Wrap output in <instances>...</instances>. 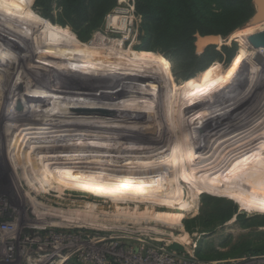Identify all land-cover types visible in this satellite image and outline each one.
Here are the masks:
<instances>
[{
    "label": "rangeland",
    "instance_id": "374dc122",
    "mask_svg": "<svg viewBox=\"0 0 264 264\" xmlns=\"http://www.w3.org/2000/svg\"><path fill=\"white\" fill-rule=\"evenodd\" d=\"M27 2L0 0V26L21 39L0 30V237L11 228L0 242V264H264V212H247L233 198L199 187L198 171L192 176L188 163L177 186L169 187L178 188L180 196L169 201L166 192L157 191L176 177L163 150L181 138L190 121L200 123L201 115L209 118L192 136L209 159L199 182L244 186L239 179L249 181L244 172L251 173L256 165L251 162L264 155V56L258 52L264 48V21L252 24L256 1L220 0L221 7L212 10L215 31L195 33L190 48L184 43L173 49H162L156 35L146 31L149 20L143 18L141 0H114L107 10L105 0H97L87 12L68 10V0ZM86 14L89 18L82 17ZM111 17L117 22H109ZM206 36L217 37L216 44L199 45L198 38ZM208 68L201 89L179 87L188 80L199 83ZM40 94L38 105L26 107ZM165 103L173 104L166 108ZM251 119L258 128L233 134ZM41 127L39 137H32L30 132ZM18 133L30 140L33 148L25 151L33 153L10 162L5 151L19 143ZM233 135L237 138L231 141ZM221 141L224 149L231 141L230 158L221 154ZM214 154L224 161L217 163ZM40 168L49 171L45 177L21 174ZM36 179L43 181L39 187ZM135 195L137 201L120 200ZM176 203L180 211L173 210ZM134 210L165 214L170 223L127 218Z\"/></svg>",
    "mask_w": 264,
    "mask_h": 264
},
{
    "label": "bare ground",
    "instance_id": "6f19581e",
    "mask_svg": "<svg viewBox=\"0 0 264 264\" xmlns=\"http://www.w3.org/2000/svg\"><path fill=\"white\" fill-rule=\"evenodd\" d=\"M256 1V3H255V14H254V16H253V20H252V24L253 23H257V22H259V23H261L260 21H264V3H258V0H255ZM262 11H263V13H262ZM109 18V17H108ZM116 19L115 18H113V17H111L110 19H109V22H114ZM115 22H117V21H115ZM262 25V24H261ZM2 26V25H1ZM0 26V30L1 31H3V32H6V33H9L11 36H12V39L13 40H21V39H17V38H15V34L14 33H12L11 31H9L8 29H6L5 27H1ZM259 30V29H258ZM100 37V39L102 38L101 36H99ZM15 38V39H14ZM103 39V38H102ZM11 44H12V42L11 41H9ZM30 46H25L24 48H26V50L29 48ZM2 50H3V48L2 47H0ZM118 48V47H117ZM119 49V48H118ZM12 50V49H11ZM27 52V51H26ZM117 52H119V51H117ZM258 52H260L263 56H264V48H260V49H258ZM118 55V54H117ZM116 57V56H115ZM27 59L28 58H22V59H19L20 60V62H22V64H24L25 63V61H27ZM22 60H24V62L22 61ZM29 62V61H28ZM28 62H26L27 64H28ZM48 76V75H47ZM255 82H256V80H255ZM254 84V83H253ZM256 84V83H255ZM264 84V83H263ZM256 85H258V84H256ZM51 86V85H50ZM65 87V86H64ZM32 88V87H31ZM253 89H255V88H253ZM257 89V88H256ZM156 90L157 89H155L154 91L156 92ZM261 90V89H260ZM62 91V90H61ZM158 91V90H157ZM161 91V90H160ZM253 91V90H252ZM252 91L250 92V94L252 93ZM161 93H163V92H161ZM261 94V93H260ZM259 94V95H260ZM251 96V95H250ZM167 98V102L168 101H172V99H170V96H168V97H166ZM262 98V97H261ZM41 99H42V95L40 94V95H36L32 100H30V101H27V106L26 107H32V106H36V105H38L39 104V102L41 101ZM258 99V98H257ZM258 102V101H257ZM260 102V101H259ZM173 104V103H172ZM172 104H170V105H172ZM164 105V104H163ZM170 105H167L166 103H165V106L164 107H166V108H169V106ZM20 107H21V102L18 104V106H17V108H16V110H18V109H20ZM209 107V106H208ZM208 107H207V109H208ZM237 107V106H236ZM165 108V109H166ZM210 108V107H209ZM210 109H212V108H210ZM209 109V110H210ZM205 110V109H204ZM9 111H13V108L11 109V110H9ZM6 113V112H5ZM168 113V112H167ZM68 114V113H67ZM199 114V112H197L196 113V115L194 116V117H196V118H198V120L200 119V116L198 115ZM230 114V113H229ZM169 115V114H168ZM204 119H205V116L204 115H201ZM207 116H209V115H207ZM206 116V117H207ZM226 116H228V115H226ZM237 116V115H236ZM6 117H7V114H6ZM190 117V116H189ZM189 117H185L184 116V119H188ZM216 117V116H215ZM233 116H231V118H232ZM252 117H254V116H252ZM69 118H71V117H69ZM202 118V119H203ZM208 118L209 117H207V119H205V121H207L208 120ZM214 118V117H213ZM219 118V117H218ZM109 119V118H108ZM170 119V118H169ZM201 119V120H202ZM216 119H217V117L214 119V121L216 122ZM2 120H3V117H2ZM1 120V121H2ZM201 120H200V123H201ZM210 120V119H209ZM218 120V119H217ZM229 120H231V119H229ZM239 120V119H238ZM67 121L68 120H66V122L65 123H67ZM211 121V120H210ZM209 121V122H210ZM214 121H211V123H214ZM222 121H223V119H222ZM251 121H253L252 123H255L254 125L251 123L250 124V120H248V121H243V125H241V127H236L235 128V130H233V131H235V133H233V134H235V136H240L239 134H244L247 130H245L247 127L248 128H250V127H252V128H255V127H257L258 126V124H257V121L256 120H253V119H251ZM4 122V121H3ZM55 122V121H54ZM204 121L202 120V123H203ZM236 122H239V121H235L234 122V124H236ZM259 122V121H258ZM48 123H50V122H48ZM53 123V122H52ZM64 123V124H65ZM70 123H71V121H70ZM70 123H68V124H70ZM82 123V122H81ZM192 123H193V125H192ZM191 123V121H190V123L186 126V128H188V129H185V130H187V131H185L184 132V134L183 135H181L180 137V139H177V141H175V143L173 144V145H171V147L169 146V147H167V148H165V150H163V153L162 154H165L166 156H165V158L167 159H165V161H167V165L169 166V167H173V169L175 170L174 172H175V180H173V179H171V180H168L167 182H169V184H167L166 183V185H160V187L161 188H157L158 190V192H159V194L160 193H162L163 194V192H166L167 194V196H164L165 198L167 197V199H169V201H170V199H173L174 197H178V196H180V193H179V191H178V188L177 189H174V188H171L172 190H169V187L170 186H174V185H176V183L178 182V181H180V178H181V174H182V167H183V164H186V163H188V165H189V167H190V171H192L191 172V175L193 176V174L195 173L194 171H198V173H197V178H196V180H195V184H197V185H200L199 187H207L208 189H210V191L212 190V191H218L219 193L221 192V193H223V194H225V195H227V196H229L230 198H233L234 199V201H236L238 204H239V207L241 208V209H243V210H246L247 212L248 211H251L252 209H254V211H256V212H264V155L263 156H261V154H260V156H259V158H257L256 160H257V162H256V160L254 159L251 163L252 164H256L253 168H252V170H251V165H250V168L249 167H247V166H249V165H247L246 166V168H248L249 170H251V173H250V171H249V173H246V172H244V171H242V172H244L245 174H248L249 175V177L247 178L249 181H246V180H244V176L243 175H245V174H243L242 176L244 177L243 179H239V180H242L243 181V185L244 186H242V188H244V187H246L247 188V190H241L239 187H241V186H237V185H235V184H237L236 182H235V184H234V182H233V180H232V182H233V184H230L229 182V184H225V186H223V187H220V186H218V184L220 183L219 181H218V179H217V181H214L215 179H213L212 180V182H205V183H202V182H199V180H200V177L202 176V177H204L203 176V174L202 173H204V172H202V168H203V166L204 165H206V163L208 162V157H206V152L204 153L203 152V154H202V148L204 149V147L202 146L203 145V143H201V142H199V140H197V142H196V139H194L193 138V136H192V134L194 133V132H196L197 130H198V128H200L201 126V124L199 123V122H192ZM206 122H204V124H205ZM61 124V123H60ZM74 124V123H73ZM229 124V123H228ZM238 124V123H237ZM48 125V124H47ZM62 125H63V123H62ZM170 125V124H169ZM203 125V124H202ZM211 125V124H210ZM216 125V124H215ZM227 125V124H226ZM66 126H67V124H66ZM126 126V125H125ZM124 126V127H125ZM130 126V125H129ZM206 126V125H205ZM209 126V125H208ZM229 126H231V123L229 124ZM228 126V127H229ZM234 126V125H233ZM237 126H239V125H237ZM45 127V126H44ZM60 127H61V125H60ZM120 127V126H119ZM211 127H212V125H211ZM227 127V128H228ZM39 128V127H38ZM47 128V127H46ZM45 128V129H46ZM49 128H50V124H49ZM52 128H56V127H52ZM57 128H59V127H57ZM62 128H68V127H64V125L62 126ZM210 128V127H209ZM258 128V127H257ZM44 129V128H43ZM75 130H76V128H74ZM119 129V128H118ZM214 129V128H213ZM215 129H218V128H215ZM214 129V130H215ZM225 129V128H224ZM232 129H233V127H232ZM264 129V128H263ZM24 131H26V129H23ZM29 130V129H28ZM35 130V129H34ZM51 130V129H50ZM50 130H46V132L47 131H50ZM56 130H58V129H56ZM63 130V129H62ZM70 130V129H69ZM90 130V129H89ZM203 130V129H202ZM207 130H208V128H207ZM212 130V129H211ZM211 130H209V132L211 133ZM220 130V129H219ZM226 130V129H225ZM230 130H231V128H230ZM237 130V131H236ZM255 130V129H254ZM38 131H42V127H41V129H37V131L35 130L33 133L32 132H30V134H31V136L33 135L34 137L35 136H37L38 134H40V133H38ZM52 131V130H51ZM60 131V130H59ZM76 131H78V130H76ZM206 131V130H205ZM253 131V130H252ZM262 131H264V130H262ZM26 132H29V131H26ZM53 132V131H52ZM54 132H56V131H54ZM209 132H207V133H209ZM215 132V131H214ZM226 132H227V130H226ZM230 132V131H229ZM261 132V131H260ZM201 133V135H202V137L201 138H203V137H205V136H203V134H202V132H200ZM204 133V132H203ZM207 133H205V134H207ZM218 133V132H217ZM216 133V134H217ZM220 133V132H219ZM218 133V134H219ZM250 133H251V131H250ZM256 133H257V131H256ZM46 134V133H45ZM217 134V135H218ZM252 134H253V132H252ZM213 135H215V134H213ZM220 135H223L222 133L220 134ZM17 136V138L19 139V143L18 144H14V143H12L11 144V146L12 147H10V149L12 150V152H9V148H7L6 149V151H5V154H6V159H8V160H10V162H14V161H16V160H18V159H20V158H22L23 156H26V154H28V156L29 157H31L30 156V154L31 153H33L32 151L30 152V154L27 152V151H25V149H27V150H32L31 148H33V145H31V143H29L30 142V140H28L27 139V137H25L24 135H22L21 133L19 134L18 133V135H16ZM32 136V137H33ZM43 136V135H42ZM200 136V135H199ZM225 136H227V134L225 135ZM234 135H233V138L231 139V141L232 140H234V139H236L237 137H235ZM259 136V135H258ZM39 136H37V138H38ZM209 137V136H208ZM212 137H215V136H212ZM221 137V136H220ZM231 137V136H230ZM249 137V136H248ZM248 137H246L247 139H248ZM251 137H253V136H251ZM251 137H250V139H251ZM261 137V136H260ZM197 138V137H196ZM199 138V137H198ZM245 138V139H246ZM257 138V137H256ZM256 138H255V140H256ZM261 138H263V137H261ZM32 139V138H31ZM41 139V138H40ZM45 139V138H44ZM164 139H166V138H164ZM163 139V140H164ZM246 139V140H247ZM264 139V138H263ZM64 140V139H63ZM195 140V141H194ZM208 140V139H207ZM213 140V139H212ZM246 140H244V143H245V141ZM259 140V139H258ZM73 141V140H72ZM203 141V140H202ZM205 141H206V139H205ZM214 141V140H213ZM215 141H217V140H215ZM227 141V140H226ZM230 141V142H231ZM236 141V140H235ZM248 141V140H247ZM263 141V140H262ZM12 142H15V141H12ZM46 142V141H45ZM44 142V143H45ZM49 142V141H48ZM47 142V143H48ZM55 142V141H54ZM58 142H63V141H58ZM165 142H166V140H165ZM211 142V141H210ZM229 142V143H230ZM238 142V141H237ZM261 142V141H260ZM50 143V142H49ZM57 143V142H56ZM168 143V142H167ZM213 143V142H212ZM214 143H219V142H214ZM213 143V144H214ZM227 143V142H226ZM229 143H227L225 146H227V147H225V149L223 148L224 147V145H223V141H221L220 142V144L218 145L220 148H221V146H223L222 148L224 149V151L222 150V153L221 154H224L223 155V157L224 156H226L229 152H232V150H230V151H227L228 149L227 148H229L230 147V144ZM233 144L235 143L234 141L232 142ZM243 143V144H244ZM255 143H257V142H255ZM263 143V142H262ZM262 143H261V145H262ZM33 144V143H32ZM34 144H36V143H34ZM55 144V143H54ZM210 144V143H209ZM208 144V145H209ZM229 144V145H228ZM236 144V143H235ZM234 144V145H235ZM238 144V143H237ZM236 144V145H237ZM243 144H241V142H240V145H243ZM58 145V144H57ZM212 145V144H211ZM235 145V146H236ZM239 145V147H241ZM46 146H48L47 144H46ZM63 146V145H62ZM206 146V145H205ZM215 147H216V145H214ZM214 146H212V147H214ZM258 146L259 145H257V149H259L260 150V152H261V149L260 148H258ZM60 147V146H59ZM207 147V146H206ZM233 147V146H232ZM231 147V148H232ZM238 147V146H237ZM236 147V148H237ZM238 147V148H239ZM261 147V146H260ZM221 148V149H222ZM234 148V147H233ZM232 148V149H233ZM235 148V149H236ZM230 149V148H229ZM216 150V149H215ZM246 150V149H245ZM4 152V151H3ZM76 152V151H75ZM215 152V151H214ZM220 151H218L217 153L218 154H220L219 153ZM226 152H228V153H226ZM259 152V151H258ZM262 152H263V149H262ZM240 153V152H239ZM257 153V152H256ZM206 154V155H205ZM230 154V153H229ZM231 154H233V153H231ZM235 154V153H234ZM255 153H253L252 155H254ZM263 154H264V152H263ZM33 155V154H32ZM245 155V154H244ZM244 155H243V157H244ZM252 155L250 156V157H252ZM257 155V154H256ZM218 156V155H217ZM229 158H230V156L229 155H227ZM231 156H234V155H231ZM239 156V155H238ZM238 156H237V159H239L238 158ZM211 157H212V155H211ZM220 157V156H219ZM218 157V159L219 160H216L215 158H216V155L214 154V158L213 159H215L216 161H217V163H218V161H220V159L221 158H219ZM235 157H236V155H235ZM242 157V158H243ZM225 158V157H224ZM223 158V159H224ZM242 158H241V160H242ZM253 158V157H252ZM223 159H221V160H223ZM236 159V158H235ZM249 158H247V160H248ZM226 160V159H225ZM232 160V159H231ZM244 160V159H243ZM224 161V160H223ZM235 161V160H234ZM246 161V160H245ZM255 161V162H254ZM222 162V161H221ZM240 162V161H239ZM238 162V163H239ZM214 164H215V162H213ZM216 163V164H217ZM230 163V162H229ZM238 163H236L235 165L237 166V164ZM245 163V162H244ZM212 164V163H211ZM222 163H220V165H221ZM240 164V163H239ZM230 165V164H229ZM244 165V164H243ZM211 167V166H210ZM210 167H208V168H210ZM241 167V166H240ZM212 168V167H211ZM235 168V167H234ZM234 168H233V170H234ZM245 169V168H244ZM248 169H247V172H248ZM237 170V169H236ZM1 171H4V170H1ZM6 171V170H5ZM9 171V170H8ZM30 173H28L27 171L26 172H24V173H21L23 176L25 175V176H32V174L31 173H35L33 176L35 177V178H42V177H45L47 174L46 173H48L49 171H46V170H43V168H40V169H32V170H28ZM203 171H205V170H203ZM207 171V170H206ZM211 171V170H210ZM235 171V170H234ZM233 171V172H234ZM238 171H239V169H238ZM237 171V172H238ZM246 171V170H245ZM213 172V171H212ZM206 173V172H205ZM211 173V172H210ZM221 173H223L224 174V172H221ZM227 173V172H226ZM235 173V172H234ZM20 174V175H21ZM196 174V173H195ZM202 174V175H201ZM207 174V173H206ZM205 174V175H206ZM214 174V173H213ZM233 174V173H232ZM208 175V174H207ZM221 175V174H220ZM229 175H230V177H233L230 173H229ZM235 175H237V174H235ZM218 176V175H217ZM247 176V175H246ZM250 176H252L251 177V179H249L250 178ZM20 177V176H19ZM208 177V176H207ZM212 177H214V175L212 176ZM236 177V176H235ZM241 177V176H240ZM205 178V177H204ZM211 178V177H210ZM234 178V177H233ZM212 179V178H211ZM202 180H203V178H202ZM207 180H209V179H207ZM222 180V179H221ZM220 180V181H221ZM227 181V180H226ZM228 181H230V179L228 180ZM252 181V182H251ZM7 182V181H6ZM204 182V181H203ZM251 182V183H250ZM35 183L37 184V187H39L42 183H43V181H41V180H35ZM220 184H222V185H224V183H220ZM241 184V183H240ZM68 184H64V186H66V187H70L69 189H73V188H75L74 186L72 187V186H70V185H68ZM48 186V185H47ZM54 185H49L48 186V188H52V189H54V187H53ZM177 186V185H176ZM227 186V187H226ZM45 186H41L40 188H39V190L42 188H44ZM85 188H86V186H84ZM198 187V186H197ZM84 188V189H85ZM162 188H165V189H163L162 190ZM45 189V188H44ZM154 189H155V186H154ZM167 190H169V191H167ZM209 191V190H208ZM62 192V191H61ZM143 193V192H142ZM148 193V192H147ZM30 194V193H29ZM143 194H145V193H143ZM26 196H28V195H26ZM30 196V195H29ZM28 196V198H30ZM138 196V195H137ZM192 196V195H191ZM190 195H189V197H191ZM133 197V196H132ZM135 197H136V195L134 196V199L133 198H131V197H128V198H123V199H120V200H123L124 202H127V201H137V199H135ZM117 198V197H116ZM121 198V197H120ZM131 199H133V200H131ZM117 200V199H116ZM114 201V200H113ZM120 202V201H119ZM145 202V201H144ZM158 202V201H157ZM180 202V201H179ZM184 202V201H183ZM175 203V202H174ZM154 204H155V202H154ZM161 204V203H160ZM159 204V205H160ZM169 204V203H168ZM172 204V203H171ZM183 205V204H182ZM165 206H167L166 204H165ZM164 206V207H165ZM36 209L38 208V206L37 205H35L34 206ZM183 208V207H182ZM181 208V203H179V204H177L176 203V206L175 207H173V210H177V211H180V209H182ZM36 209H35V212H36ZM93 209V208H92ZM147 209V208H146ZM45 210V209H44ZM132 210V209H131ZM151 210L153 211V209H152V207H151ZM140 211V210H139ZM145 211V210H144ZM152 211L151 212H148V213H146V215H144L143 213V215H140V213L138 214V211H136V210H134L133 211V213L134 214H130V213H126V216L127 215H134V216H132V217H137V215H139L138 217H142V220H144L143 218H146V219H148V220H154L153 222H156V221H158V222H163V223H165L168 219V217H167V215H165V214H162V213H159V214H157V213H153V214H150V213H152ZM39 212V211H38ZM37 212V213H38ZM43 212V211H42ZM146 212V211H145ZM89 213V212H88ZM92 213V212H91ZM94 214V213H93ZM99 214V213H98ZM48 215H50V214H48ZM76 215L77 214H75L74 216L76 217ZM119 215V214H118ZM165 215V216H164ZM74 216H72V218L74 217ZM102 216V215H101ZM107 216H108V214H107ZM121 215H119V217H120ZM123 216V215H122ZM81 216L79 215V217L77 218V219H79ZM83 217H85V215L83 216ZM104 217V216H103ZM129 216H127V218H128ZM137 217V218H138ZM118 218V217H117ZM75 219V218H74ZM80 219H82V218H80ZM86 219V218H85ZM99 219V218H98ZM113 219V218H112ZM111 219V220H112ZM119 219V218H118ZM126 219V218H125ZM136 219V218H135ZM145 219V220H146ZM178 220H179V218H177ZM95 220V219H94ZM105 220V219H104ZM123 220V219H122ZM174 220H175V218H174ZM65 221V220H64ZM83 221L85 222V220L84 219H82V222L81 223H83ZM119 221V220H118ZM127 221H129V220H127ZM172 221V220H171ZM87 222V221H86ZM130 222V221H129ZM134 222V221H133ZM137 222V221H136ZM144 222V221H143ZM146 222V221H145ZM172 222H174V224H173V226H175V227H178V221H172ZM92 223H94V222H92ZM91 223V224H92ZM96 223V222H95ZM132 223V222H131ZM135 223V222H134ZM139 223V222H138ZM170 223V221H167V224H169ZM94 225V224H93ZM103 225V224H102ZM171 225V224H170ZM116 226V225H115ZM148 226V225H147ZM91 227V226H90ZM96 227H97V225H96ZM98 227H101V226H99L98 225ZM107 227V226H106ZM143 227V226H142ZM149 227H152V226H149ZM103 229H104V227H102ZM117 228H119V227H117ZM147 228V227H146ZM5 229V231L3 232L4 234L0 237V242L2 243L3 242V238L4 237H6V234H8L10 231V229L9 228H4ZM101 229V228H100ZM106 229V228H105ZM127 230V229H126ZM153 230V229H152ZM159 230V229H158ZM136 231H137V229H136ZM162 232V231H161ZM158 233V232H157ZM159 233H160V231H159ZM166 234V233H165ZM171 235V234H170ZM182 239H184V237L182 238ZM57 256H58V254H57ZM59 257V256H58ZM61 259V258H60ZM63 260V259H62ZM56 261V260H55ZM61 261V260H60ZM63 262V261H62ZM59 264H61V262L59 263Z\"/></svg>",
    "mask_w": 264,
    "mask_h": 264
},
{
    "label": "trees",
    "instance_id": "16d2710c",
    "mask_svg": "<svg viewBox=\"0 0 264 264\" xmlns=\"http://www.w3.org/2000/svg\"><path fill=\"white\" fill-rule=\"evenodd\" d=\"M8 1L23 5L29 4L27 0ZM228 1L230 2L233 0ZM222 2L226 4L225 0H222ZM104 3H106L107 10L114 4V0H105ZM95 4H97V0H68L67 9L72 10L75 7H82L83 10L87 12L88 6L94 9ZM214 5H216L217 8L221 7L220 0H141L143 18L149 20V23L145 27L146 31L152 36L156 35L158 38L157 42H160L159 47H162V49H173L177 46V48H179V45L181 46L184 43H187L190 48L195 33L206 35L207 33L215 31L213 26L211 27L212 19L216 17L212 12ZM82 17L89 18L87 14ZM45 20L51 22L49 19ZM149 24L150 28L148 27ZM184 39H187V42H184ZM67 41L68 39L61 41V43H57L58 49L64 48ZM141 53L148 55L154 62L161 60H163L164 63L167 62L156 53ZM94 68L96 69V67ZM210 68L200 74L201 79L199 83L195 80H188L180 83L179 87L182 90L201 89ZM166 71L168 73L167 68ZM168 76L171 77L169 73Z\"/></svg>",
    "mask_w": 264,
    "mask_h": 264
},
{
    "label": "water",
    "instance_id": "95a60500",
    "mask_svg": "<svg viewBox=\"0 0 264 264\" xmlns=\"http://www.w3.org/2000/svg\"><path fill=\"white\" fill-rule=\"evenodd\" d=\"M217 37L215 36H206V37H199L198 40H199V45H201L202 47L204 46H209V45H212V44H216L217 42ZM251 42H255V40L257 39H254V38H251L250 39Z\"/></svg>",
    "mask_w": 264,
    "mask_h": 264
}]
</instances>
